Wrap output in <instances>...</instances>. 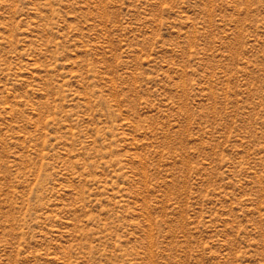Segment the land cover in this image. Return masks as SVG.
I'll use <instances>...</instances> for the list:
<instances>
[{
  "label": "rangeland",
  "instance_id": "obj_1",
  "mask_svg": "<svg viewBox=\"0 0 264 264\" xmlns=\"http://www.w3.org/2000/svg\"><path fill=\"white\" fill-rule=\"evenodd\" d=\"M0 264H264V0H0Z\"/></svg>",
  "mask_w": 264,
  "mask_h": 264
}]
</instances>
